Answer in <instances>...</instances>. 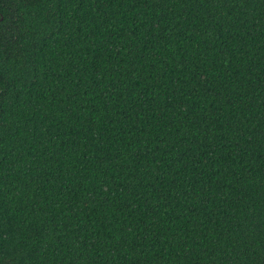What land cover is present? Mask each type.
<instances>
[{"label": "trees", "instance_id": "16d2710c", "mask_svg": "<svg viewBox=\"0 0 264 264\" xmlns=\"http://www.w3.org/2000/svg\"><path fill=\"white\" fill-rule=\"evenodd\" d=\"M0 17V264H264V0Z\"/></svg>", "mask_w": 264, "mask_h": 264}, {"label": "water", "instance_id": "95a60500", "mask_svg": "<svg viewBox=\"0 0 264 264\" xmlns=\"http://www.w3.org/2000/svg\"><path fill=\"white\" fill-rule=\"evenodd\" d=\"M0 19H1V17H0Z\"/></svg>", "mask_w": 264, "mask_h": 264}]
</instances>
